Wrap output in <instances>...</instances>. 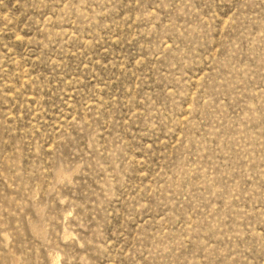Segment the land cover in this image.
I'll use <instances>...</instances> for the list:
<instances>
[{"label":"rangeland","instance_id":"374dc122","mask_svg":"<svg viewBox=\"0 0 264 264\" xmlns=\"http://www.w3.org/2000/svg\"><path fill=\"white\" fill-rule=\"evenodd\" d=\"M0 264H264V0H0Z\"/></svg>","mask_w":264,"mask_h":264}]
</instances>
